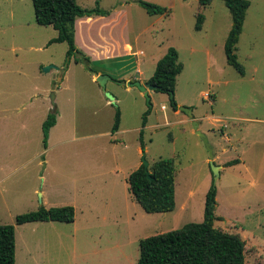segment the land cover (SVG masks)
Here are the masks:
<instances>
[{"label": "rangeland", "instance_id": "374dc122", "mask_svg": "<svg viewBox=\"0 0 264 264\" xmlns=\"http://www.w3.org/2000/svg\"><path fill=\"white\" fill-rule=\"evenodd\" d=\"M97 1L109 14L77 18L79 42L131 50L97 59H128L104 68L78 49L91 69L109 76L105 87L85 61L72 55L67 63V43L51 42L58 31L36 22L32 0H0V123L23 122L16 134L13 124H0V224L16 227V264H136L141 238L204 219L212 185L222 216L215 226L245 240V264H264V0H250L236 43L244 75L227 61L233 18L224 0L204 8L199 0H145L169 7V15L149 14L138 0H77L83 8ZM170 46L184 66L174 91L178 112L168 93L150 89L148 101L127 84L138 69L149 80ZM118 108L120 129L113 132ZM51 112L57 122L45 147L43 123ZM144 157L150 164L174 160L173 211L146 212L133 198L128 177ZM211 161L221 165L217 180ZM68 204L76 209L73 222L16 224L20 213Z\"/></svg>", "mask_w": 264, "mask_h": 264}, {"label": "trees", "instance_id": "16d2710c", "mask_svg": "<svg viewBox=\"0 0 264 264\" xmlns=\"http://www.w3.org/2000/svg\"><path fill=\"white\" fill-rule=\"evenodd\" d=\"M35 19L41 25H53L58 35L51 42H66L67 63L72 55L79 51L75 45V22L78 17L93 14H109V10L100 7L99 2L93 8H83L77 0H32ZM213 0H199L202 6L211 4ZM231 11L233 25L225 42L227 61L242 75L246 73L244 64L235 52L236 43L243 31V26L250 6V0H224ZM149 14L170 13V8L145 0H138ZM204 14L199 13L196 29H200ZM88 59V57H86ZM81 61L80 59H76ZM128 59H101L94 62L103 63L107 68L111 63H119ZM124 63V62H123ZM184 66L179 60V51L170 46L158 60L154 74L149 78L155 90L171 95L174 110L178 103L174 96L177 76ZM105 70V69H103ZM106 71V70H105ZM151 108L142 118L140 141L145 148L144 133ZM56 112L49 113L43 123L44 145L47 146L50 129L56 124ZM121 111L118 108L112 131L119 130ZM238 159L230 160L226 165H233ZM150 176L152 178H150ZM176 167L172 158L161 157L148 167L141 163L128 177L129 190L133 198L146 212L173 211L176 206L175 196ZM216 193L213 185L206 194L204 219L201 222H189L178 229L150 235L140 239V256L136 264H245L246 243L240 234L219 229L215 220L222 216L216 214ZM76 209L72 204L46 207L16 216V224L32 221L73 222ZM16 227L14 224H0V264H16Z\"/></svg>", "mask_w": 264, "mask_h": 264}, {"label": "water", "instance_id": "95a60500", "mask_svg": "<svg viewBox=\"0 0 264 264\" xmlns=\"http://www.w3.org/2000/svg\"><path fill=\"white\" fill-rule=\"evenodd\" d=\"M73 56L75 57V59H80L81 61L82 60L85 61L87 63V65L89 66V69H91L90 68V65H91L90 63L91 62H90L89 59L86 58V56L83 53H81L80 51H76ZM49 68H50L49 66L45 67V70H48ZM91 70L95 74L96 79L101 83V85H103L105 87V84H106L107 79L109 78V76L107 74H105V73H100V72H97V71H95L93 69H91ZM127 84L129 86H134V85L138 86L143 91V93L146 96V98L148 99V101L150 100L149 90L157 88V86L154 85L151 81L142 82V81H140L138 79L137 80H131ZM105 93H106V96L108 97V99L110 101H112V103L116 102V98H115L114 94H112L109 91H105ZM53 105L55 106L54 101H53ZM180 109L184 110L189 115L193 114L192 107L182 105V106H180ZM194 126L196 128H198V123L196 121L194 122ZM197 132L202 137V139L204 140L207 148L210 150L211 159H213L215 155L213 153V147L210 144L207 135L205 133H203L202 131H200V130H198ZM142 163H144L147 167L150 165V163L145 159V157H144ZM211 167H212V172H213V174L215 176V179L217 180L219 178L220 174H221L220 173L221 165H218V164L214 163V161H211ZM150 178H152V177L150 176Z\"/></svg>", "mask_w": 264, "mask_h": 264}, {"label": "crops", "instance_id": "0c3cea01", "mask_svg": "<svg viewBox=\"0 0 264 264\" xmlns=\"http://www.w3.org/2000/svg\"><path fill=\"white\" fill-rule=\"evenodd\" d=\"M212 3V2H211ZM200 6H202L200 4ZM208 6V5H207ZM203 8L206 7V6H202ZM169 15V14H168ZM205 16V15H204ZM79 18V17H78ZM87 18V17H86ZM82 20V19H80ZM205 21V17H204V20H203V23ZM203 23H202V26L200 29H202L203 27ZM198 29V30H200ZM76 38H75V45H76V48L79 49L80 47H82L83 45L79 42V38H78V30H76ZM84 47V46H83ZM84 49L87 51V54H89L93 60H97V59H100V58H105V57H119V56H126V55H129L131 52V50H128V49H124V46L122 44H110L109 46H105L104 45L102 47H99V46H96L95 48H90L88 45H86L84 47ZM76 60V59H75ZM77 61V60H76ZM139 75L140 76H134L133 78H129V80H137L139 79L140 81L142 82H146L148 81L147 79H143L141 77V75H143V72L142 70L138 69L137 70ZM183 71V70H182ZM95 78V77H94ZM207 94V93H206ZM205 94V96H206ZM175 112H178L177 110H175ZM13 124L16 128L15 130V134H16V131H17V126L20 125V127H22L23 125V122L22 120H15L14 122H6V123H0V124ZM147 127V125L145 126ZM120 129V127H119ZM119 131V130H118ZM2 156H4L5 158H8L9 156H13V152L12 153H4ZM176 205H177V202H176ZM176 208V206H175ZM32 222H37V221H32ZM28 223V222H27ZM16 261H17V258H16ZM17 263V262H16Z\"/></svg>", "mask_w": 264, "mask_h": 264}, {"label": "built area", "instance_id": "2783aa9c", "mask_svg": "<svg viewBox=\"0 0 264 264\" xmlns=\"http://www.w3.org/2000/svg\"><path fill=\"white\" fill-rule=\"evenodd\" d=\"M206 96L209 97V93H207Z\"/></svg>", "mask_w": 264, "mask_h": 264}]
</instances>
